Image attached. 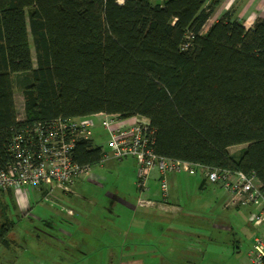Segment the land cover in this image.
<instances>
[{"label":"trees","instance_id":"obj_1","mask_svg":"<svg viewBox=\"0 0 264 264\" xmlns=\"http://www.w3.org/2000/svg\"><path fill=\"white\" fill-rule=\"evenodd\" d=\"M221 1L0 0V165L14 133L36 124L140 115L157 155L254 173L264 195V15L247 28L228 9L203 30ZM14 73L25 74L21 119ZM102 159L93 140L72 148L79 164Z\"/></svg>","mask_w":264,"mask_h":264},{"label":"crops","instance_id":"obj_2","mask_svg":"<svg viewBox=\"0 0 264 264\" xmlns=\"http://www.w3.org/2000/svg\"><path fill=\"white\" fill-rule=\"evenodd\" d=\"M228 9H234L235 15L248 28L257 15H264V0H222L215 9L214 16L217 18ZM13 81L15 73L12 75V84ZM13 95L17 118L21 119L23 115L21 118L18 116L14 87ZM20 106L23 114L22 98ZM105 141L103 143L107 146ZM93 143L100 144L94 140ZM128 158L133 161L127 179L128 191H119L117 185L112 189L107 183H102L107 181V178L98 179L99 176L93 173L91 176L77 178L71 192L61 191L52 183L7 190L10 192L2 198L6 206L5 211L7 212L8 205L11 204L26 215V225H32L28 227L27 234L32 240L42 242L30 251L35 264L43 260L46 262L44 264H72L90 257L100 259V256L111 264H248L249 250L243 253L238 240L235 239V244L229 245L228 248L226 243L224 246L216 244L215 237L205 231L214 229L217 236L232 233V222L222 221L218 219V215L221 212H230V215L234 214L239 219L245 217L248 221L252 207L224 210L222 205L226 195L224 197L222 193L217 192L215 187L219 185L210 184L199 172L195 177L184 172L167 174V203L163 205L158 172L153 170L150 173L148 190L138 192L135 185L136 160L133 157ZM93 184L100 185L101 188L106 185L105 195L111 202L107 200V203L102 205L100 198L95 196L100 188L97 187L96 191L89 189L94 188ZM203 191L208 192L203 195ZM138 198L155 201V204L151 207L138 206ZM192 218L200 221L191 224L188 219ZM101 220H104V223L110 221L113 231L103 234L106 247L101 254H97V250L101 248ZM181 220L187 222L186 227L181 226ZM1 223H8L10 227L6 233L8 244H0V264H14L13 251L15 247H20L15 239V229L21 222L7 220L5 215H2ZM196 226L200 231H196ZM249 232L251 235L248 241L251 244L253 232ZM178 233L187 238L184 240V250L188 256H181L180 249L175 246ZM167 238L171 239L167 242ZM192 238L204 239L208 246L200 243L192 245ZM198 244L201 247H198ZM37 248L40 250H36ZM10 253L13 255L12 260L9 259Z\"/></svg>","mask_w":264,"mask_h":264},{"label":"built area","instance_id":"obj_3","mask_svg":"<svg viewBox=\"0 0 264 264\" xmlns=\"http://www.w3.org/2000/svg\"><path fill=\"white\" fill-rule=\"evenodd\" d=\"M95 115L102 116L101 126L108 135L105 143L109 150L106 151L105 144H101L102 160L133 157L136 160V187L139 192L148 190L150 173L156 170L161 204L166 205L165 176L181 170L188 175L199 172L207 182L219 184L226 190V207L250 205L254 209L249 213L248 221L255 226L264 225V195L254 173L213 168L157 155L151 147L153 129L148 118L140 115L118 118L99 112L77 119L56 118L47 124H36L15 132L9 143L12 159L0 165V190H20L52 183L61 191L71 192L77 178L90 175L91 165L72 160V148L77 140H92ZM154 204L155 201L145 198L137 200V205L142 207ZM263 256L264 234L255 235L248 253L250 264H263Z\"/></svg>","mask_w":264,"mask_h":264},{"label":"rangeland","instance_id":"obj_4","mask_svg":"<svg viewBox=\"0 0 264 264\" xmlns=\"http://www.w3.org/2000/svg\"><path fill=\"white\" fill-rule=\"evenodd\" d=\"M162 1L163 0H150L151 3H159ZM214 13L207 20L203 30H206L209 27V25L217 19L214 16ZM31 53H32V58L34 60V49H33V47H31ZM24 75L25 74L16 75L15 81H13V84H14L13 87L15 90V98H16V107H17L18 116L20 118L23 115L22 109L20 106V102H21V98H22L21 97V95H22L21 88H23V86L26 85V84H24V82L21 81L20 78H24ZM101 119H102V116H100V115L93 116V120H94L95 128H96V131H94V134H93V140L96 143H100V144H102L108 137L107 132L101 126ZM243 146L244 145L231 146V147H229V151L231 153H237ZM104 148L106 151L109 150L107 146H105ZM132 163H133L132 159L128 158V157L124 158L122 160H117V159H113V158L104 159L100 163L91 166L90 176L93 173V175L99 176L98 179L105 177V178H107V181H105V182L101 181L102 183H104V184L107 183L108 185L111 186L112 189H114L117 185L119 191L120 190H122V191L127 190L128 191L127 179H129L130 169H131ZM135 169H136V166H135ZM179 172H184V171L181 170ZM135 173H136V171H135ZM193 176L195 177L196 175L194 174ZM84 177H87V176H84ZM84 177H81V178H84ZM149 177H151V175ZM116 178H118V179H116ZM135 185H136V180H135ZM217 185H219V184H217ZM93 186H94V188H89V189L95 190L97 187L100 188V189H98L99 193H97V194L95 193V196H96V198H98V197L100 198L99 201H101L102 205H105L107 203V200H109L105 195V190L107 189V186L105 185L104 188H101L100 185H97V184H93ZM111 188L109 187V189H111ZM215 190L217 192L222 193V196L224 195V197L226 195V200L224 201V203L222 205V208L224 210L239 208V207H233V206H230V207L225 206V203L228 199V193L226 192V190L222 186L219 185V187H215ZM207 192L208 191H203V192H201V194L204 193L203 195H206ZM1 196H3V194ZM222 196H221V198H222ZM105 200H106V202H105ZM109 202H111V201L109 200ZM241 207L242 208H244V207L245 208L246 207L251 208L252 206L247 205V206H241ZM108 208L109 207H107V209ZM252 209H253V207H252ZM251 210H250V212H251ZM5 218L7 220L12 219L14 222H16V221L21 222L17 225V227L15 229V239H16V242L18 243V245H20V247L19 248L15 247V251H13V254H15L14 264H35V260L32 258V256H31L32 254L30 251H32V248H34L35 246L42 244V242H37L35 240H32L31 237L27 234L26 231H27L28 227L32 226L30 224L26 225V223L28 221V217L26 215H23L20 211L13 208L11 206V204H9L7 212L5 214ZM210 219H213V218H210ZM218 219H221L222 221H225V222L231 221L232 225L234 226L233 232L232 233H222L220 236H217L216 231L214 229H211V228H209L205 232H208L213 237H215V240H217L216 244H220V245L224 246V244L226 243L228 248H229V245L232 246L235 244V239L238 240L241 244L240 249L242 250L243 253H245V252L247 253V251L251 249V244H249V241H248V237L251 235L249 231L253 232L252 233L253 237L255 235L264 234V225L255 226L251 222L246 221L245 217L239 219L234 214L230 215V212H221L218 215ZM182 220H184V219H182ZM182 220L180 221L181 226L186 227L187 222L182 221ZM188 221L191 224H195L200 220L192 218L191 220L188 219ZM201 221H203V220H201ZM19 225H22V226H19ZM197 225H199V224H197ZM196 228H197L196 231H200V229L197 226H196ZM190 229H192V228H190ZM24 230H25V232H24ZM111 231H113L112 223L110 221H106V223H104V220H101L100 232H99V235H101V237H100L101 248L99 250H97V254H101L100 252H103L104 247H106V243H104L105 238H104L103 234H105L107 232H111ZM170 239L171 238H167L165 240L168 242ZM185 239H187V238H184V235L182 233L177 234L175 246H176V248L180 249L179 254L181 256H188L184 250V245H185L184 240ZM103 243H104V246H103ZM190 243L192 245L195 243H200L201 245L205 244L206 246H208V242L205 241L204 239L192 238V240H190ZM200 244H198L197 246L201 247ZM214 246L215 245L213 244L212 247H214ZM36 250H40V248H37ZM12 257H13V255L10 253L9 259L12 260ZM205 257H206V254H205ZM213 258H215L214 254H213ZM242 258L244 259L245 255H243ZM247 261L249 264V259ZM44 263H46V262H44V260L39 262V263L37 262V264H44ZM67 263L70 264L69 262H67ZM72 264H111V263H109L108 260H105L100 256V259H95L94 257H90V258H85L81 261H77L76 263L72 262Z\"/></svg>","mask_w":264,"mask_h":264},{"label":"water","instance_id":"obj_5","mask_svg":"<svg viewBox=\"0 0 264 264\" xmlns=\"http://www.w3.org/2000/svg\"><path fill=\"white\" fill-rule=\"evenodd\" d=\"M121 1H123V0H121Z\"/></svg>","mask_w":264,"mask_h":264}]
</instances>
